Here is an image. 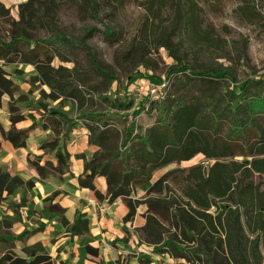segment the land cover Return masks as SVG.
<instances>
[{"label":"trees","instance_id":"1","mask_svg":"<svg viewBox=\"0 0 264 264\" xmlns=\"http://www.w3.org/2000/svg\"><path fill=\"white\" fill-rule=\"evenodd\" d=\"M74 1H78L81 15L99 20L98 0H27L18 7L19 20L0 3V61L3 62L0 64V106L3 97L8 96L12 124L8 131L0 128L3 139L20 149L26 147L29 134L37 128L50 130L53 138L47 139L41 150L53 154L56 165L51 161L41 165L42 157L29 156V166L42 179L62 176L69 172L72 163L67 143L73 130L82 123L91 134V144L99 151L86 162L85 173L78 179L79 186L90 189L98 200L113 202L124 196L129 209L125 222H131L138 208L146 206L147 223L139 233L143 242L158 247L156 253H168L185 264H264V182L260 180L264 177V80H248L239 88L224 89L217 80H221L220 76L212 75L214 79H207L208 75L195 74L193 68L185 64L169 71L170 78L185 74L186 79L179 86L175 83V93H168L165 99L143 100L135 107L132 101L99 95L105 109H95L87 104L78 85L93 88L83 82L86 72L73 62L72 67L61 65L69 62L63 49L74 48L73 39L60 29L61 12L66 2ZM168 2L172 3L175 17L174 27L169 31L161 22L156 23ZM142 6L147 16L139 21L135 33L144 47L164 48L182 64L178 45L172 39L177 26H190L197 36L205 35L202 37L210 40L207 35L212 28L200 29L196 0H148ZM238 10L248 20L260 18L257 23L264 26L262 15L247 0ZM95 31L88 27L76 47L87 51L92 69L106 78L109 89L112 79L98 67L93 49L86 44ZM43 32L47 37H40ZM104 34L111 46L120 40L111 23L105 25ZM55 58L60 60L58 67L53 65ZM11 64L32 66L35 75L30 80L49 89L48 93L42 91L43 97L58 103L75 102L77 116L49 110L41 102L42 121L34 122L27 130L16 129L17 123L32 115L22 114L17 105L28 99L4 69ZM17 74L24 73L17 70ZM15 96H18L16 101ZM130 110H133L131 118L127 115ZM143 113L156 116L145 134L137 131L136 123V118ZM199 153L217 162L209 168L197 165L169 171L150 188L145 200L130 198L136 188L152 180L155 172L174 162L190 160ZM238 156H242L243 161L235 160ZM98 177L107 180L105 196L95 186ZM172 181H177V188L172 186ZM33 186L32 182L25 183L0 168V200L3 193L8 198L18 188ZM57 194L48 200H53ZM27 203L25 197L19 203L9 201L8 207L16 219L0 220V228L5 231L0 239L3 253L0 264H56L42 244L24 246V257L14 252L15 242L20 239L10 235L8 230L19 222V210ZM55 209L61 223L68 225L64 211L51 207ZM75 225L78 236L89 230L88 220L82 216L76 219ZM86 251L89 259L98 257V250L88 245Z\"/></svg>","mask_w":264,"mask_h":264},{"label":"rangeland","instance_id":"2","mask_svg":"<svg viewBox=\"0 0 264 264\" xmlns=\"http://www.w3.org/2000/svg\"><path fill=\"white\" fill-rule=\"evenodd\" d=\"M147 1L98 0L100 4L99 20L81 15L78 1L64 4L61 12L60 29L65 35L73 39L74 44L72 46L74 48L63 49L64 57L69 62L61 64L60 60L55 58L53 65L58 67L61 64L64 67H72L74 63L86 72L83 82L93 88L84 87L83 84L78 85L85 94L88 105L98 110H104L105 105L99 98V95H102L111 99L132 101L136 107L138 98L133 87L139 79L145 78L142 77L143 75L152 76L158 82L170 81L169 95H172L175 93V83L178 82L179 86L186 79V75H173L170 78L169 71L185 64L190 65L195 74L202 72L203 75H208L206 76L207 79H214V77H210L212 75L220 76L221 80H217L224 86V89L231 86L239 88L248 80H264V26L257 23L260 18L248 20L240 13L238 9L245 3V0H196L201 16L200 29L207 31L212 28V32L207 35L210 40H206L205 35H202L204 37L197 36L190 26L180 25L174 29L172 39L178 45L182 64L174 60L164 48L157 50L152 46L144 47L141 44L142 41L136 35L135 29L138 27L139 21L147 16V12L142 6ZM247 1L250 6L257 8L264 23V0ZM114 7L116 10L112 11ZM174 19V8L172 3L168 2L163 9L161 18L156 20V23L161 22L163 27L169 31L174 27ZM153 21L154 19L150 23ZM110 23L120 35L119 42L114 46L106 41L104 34L105 25ZM88 27H93L96 31L92 38L87 39L86 44L93 49L98 67L112 79L109 89L106 78L92 69L87 51L76 47ZM40 37L45 38L47 34L43 32ZM148 51L151 52L148 53ZM13 68L14 65L11 66L12 70ZM11 73L15 74L14 71ZM33 73L35 70L26 73L21 80L18 79L20 85L24 87V91H27L25 95L29 99L20 109L25 108L26 111L36 112L37 109H41L40 103L43 102L49 110H58L76 117L78 112L75 102L64 100L57 103L44 98L42 91L48 93L49 89L46 86L33 83L30 80L31 76L34 75ZM130 79L133 81L130 82ZM15 97L18 98V96ZM132 111L127 113L129 118H131ZM155 117L146 113L137 117V131L145 134L146 130L155 122ZM237 160L241 161L242 158L238 157ZM199 164L205 167L211 165L202 156H198L190 162L174 164L157 172L154 180L169 171L188 169ZM260 180L264 182V177ZM171 184L174 188L178 186L177 181H172ZM138 193H140V197ZM138 193L136 196L142 200L145 194H142L141 191ZM2 205L1 200V212ZM164 225L169 227L167 222ZM3 234L5 231L0 228V236ZM148 246L154 247L149 244ZM156 248L158 249V247H154V249ZM1 253L2 245L0 244ZM158 262L163 264V261L158 260Z\"/></svg>","mask_w":264,"mask_h":264},{"label":"crops","instance_id":"3","mask_svg":"<svg viewBox=\"0 0 264 264\" xmlns=\"http://www.w3.org/2000/svg\"><path fill=\"white\" fill-rule=\"evenodd\" d=\"M25 2L27 0H0V3L11 10V16L15 20H19V11L17 10L19 5ZM0 64L2 65L3 62L0 61ZM12 65H14L13 70L11 69ZM4 69L17 85H20L18 79L21 80L26 73L34 71L32 66L24 64H11L5 66ZM17 70L23 71L24 74L19 76ZM12 71H14V75L11 73ZM33 74L35 75V73ZM20 88L24 94L27 93L22 85ZM17 99L15 97L14 100ZM28 100L17 102L18 107L23 108ZM9 102H11L10 98L5 95L0 106V128L5 131L12 127L8 110ZM26 110L22 109V114H30L32 117L17 123L16 129L18 130H27L34 122L39 124L42 121L44 112L41 109H37L36 112ZM50 137L53 138L50 130L37 128L29 134L26 147L16 149L10 142L3 139L0 130V168L12 177H19L25 183L32 182L34 184L31 189L26 187L16 189L14 194L8 198L7 194L3 193L1 198L3 205L2 212L0 211V220L16 219L8 207L9 201L13 200L19 203L23 197L28 199L26 207L19 210V222L8 230L10 235L20 239L15 242L14 252L18 256L24 257L22 252L24 246L42 244L56 264H139L162 258L163 254L156 253L157 248L149 247L140 237L139 229L147 223L146 206H140L134 219L131 222H125L124 219L129 209L123 201L124 196L117 197L113 202H108L107 199L98 200L90 189L79 186L78 179L85 173L86 162H89L99 151L97 146L91 144V134L82 123L73 130L66 146L72 162L69 172L62 176L42 179L37 171L29 166V156L32 158L42 157L41 165H44L46 161H51L56 165L53 154L48 156L49 154H45L41 150V146ZM82 156L85 158H81ZM198 156H202L206 162L210 163L209 167L217 162V160L208 159L199 153L190 160L174 162L167 167L190 162ZM241 158L243 161L242 156ZM157 172L154 173L150 182L136 188L135 194L130 198L141 200V198L139 199L140 193H138L141 191L142 194H145L142 200H145L150 188L164 176L154 180ZM95 186L101 194L107 195L108 185L105 177H98L95 180ZM54 193H58L57 196L53 200H48ZM136 193L139 194V197L136 196ZM51 207H59L64 211L68 225L61 223L58 210H51ZM79 216L88 220L89 230L82 236L75 233L77 226L75 221ZM1 229L3 228L1 227ZM4 235H1L0 239ZM124 237L126 240L123 241ZM87 245L98 250L97 258L89 259L86 251ZM2 255L3 253L0 254V257Z\"/></svg>","mask_w":264,"mask_h":264},{"label":"built area","instance_id":"4","mask_svg":"<svg viewBox=\"0 0 264 264\" xmlns=\"http://www.w3.org/2000/svg\"><path fill=\"white\" fill-rule=\"evenodd\" d=\"M144 79H139L137 84L133 87L134 92L138 98V102L143 100H163L167 97L171 83L170 81L158 82L157 80H152L150 77L143 75ZM131 90V88H130ZM158 260L163 261V264H185L184 261L179 260L170 256L168 253L162 255V258L157 260H152L148 263L139 264H160Z\"/></svg>","mask_w":264,"mask_h":264}]
</instances>
